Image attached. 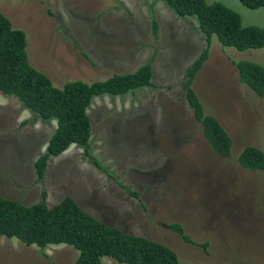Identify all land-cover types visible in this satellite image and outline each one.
Wrapping results in <instances>:
<instances>
[{
	"label": "rangeland",
	"instance_id": "1",
	"mask_svg": "<svg viewBox=\"0 0 264 264\" xmlns=\"http://www.w3.org/2000/svg\"><path fill=\"white\" fill-rule=\"evenodd\" d=\"M206 1L224 4L244 26L264 28V8ZM0 13L25 33L30 65L56 87L105 80L147 63L153 71L152 86L134 97L94 99L87 111L91 156L72 146L49 159L41 179L33 164L55 122L34 120L17 99L0 95L1 196L26 206L71 197L104 223L167 245L181 264H264V176L232 161L246 146L264 152V99L239 81L233 63L264 66V49L238 52L213 37L194 79L206 113L233 141L231 155L221 158L203 140L181 89L187 67L206 46L194 19L154 0H0ZM131 115L142 121L121 132ZM213 181L225 184L211 189ZM174 223L191 242L169 228ZM45 253L0 236V264H74L77 255L65 245Z\"/></svg>",
	"mask_w": 264,
	"mask_h": 264
},
{
	"label": "trees",
	"instance_id": "2",
	"mask_svg": "<svg viewBox=\"0 0 264 264\" xmlns=\"http://www.w3.org/2000/svg\"><path fill=\"white\" fill-rule=\"evenodd\" d=\"M157 1L180 18L194 19L204 37L205 49L187 67L181 89L194 120L200 125L203 140L217 156L229 157L233 141L219 120L206 113L193 88L194 79L209 56L213 37L222 47L238 52L260 50L264 49V28L244 26L241 17L220 2L154 0ZM238 1L250 10L264 8V0ZM233 63L239 81L264 99V66L248 60ZM152 79V67L147 63L133 72L115 73L103 81L65 82L56 87L46 74L29 64L25 33L14 29L7 17L0 13V95L17 99L34 120L55 122L44 152L33 164L40 179L49 159L60 156L71 146L81 147L84 156H91L92 123L87 111L94 98L134 97L138 91L152 86ZM136 118L131 115L126 119L128 126L119 130L125 133L135 131V123L142 121L140 116ZM232 161L244 171L264 176V152L256 147H244ZM223 183L213 181L210 187L216 188ZM214 210L224 212L222 208ZM224 216L230 218L229 214ZM169 228L178 232L185 242H191L181 224L174 223ZM0 236L14 238L26 246L34 245L42 257H46L45 250L49 246L72 247L77 252L74 264H104L105 259L117 264H181L178 255L167 245L108 225L83 211L71 197H65L50 207L44 202L25 206L0 195Z\"/></svg>",
	"mask_w": 264,
	"mask_h": 264
},
{
	"label": "clouds",
	"instance_id": "3",
	"mask_svg": "<svg viewBox=\"0 0 264 264\" xmlns=\"http://www.w3.org/2000/svg\"><path fill=\"white\" fill-rule=\"evenodd\" d=\"M26 41H27V40H26ZM27 59H28V55H27ZM28 62H29V60H28ZM29 64H30V63H29ZM109 78H110V77H109ZM107 79H108V78H107ZM105 80H106V79H105ZM75 81H81V80H75ZM98 81H99V80H98ZM100 81H103V80H100ZM70 82H74V81H70ZM83 82H84V81H83ZM86 83H87V82H86ZM105 97H106V96H105ZM94 99H96V98H94ZM115 99H116V98H115ZM110 100H113V99H110ZM25 110H26V109H25ZM27 111H28V110H27ZM29 113H30V112H29ZM30 114H31V113H30ZM31 117H32V115H31ZM71 147H72V146H71ZM74 147H76V146H74ZM69 148H70V147H69ZM69 148H68V149H69ZM68 149H67V150H68ZM67 150H66V151H67ZM66 151H64L63 153H65ZM63 153H62V154H63ZM62 154H61V155H62ZM61 155H60V156H61ZM58 157H59V156H58ZM41 202H44L45 204H47V206H50V207H51V206H54V205H49L44 199L41 200V201H38V202H36V203H34V204H39V203H41ZM60 202H61V201H60ZM60 202H59V203H60ZM59 203H57V204H59ZM34 204H30V205H28V206H32V205H34ZM57 204H55V205H57ZM25 206H26V205H25ZM140 237H141V236H140ZM144 238H145V237H144ZM31 246H34V245H31ZM65 246H66V245H65ZM49 247H58V246H49ZM47 248H48V247H47ZM45 254H46V253H45ZM46 257H47V255H46Z\"/></svg>",
	"mask_w": 264,
	"mask_h": 264
}]
</instances>
